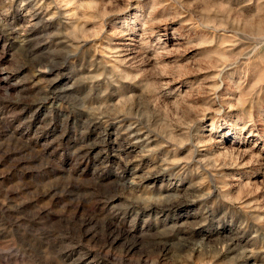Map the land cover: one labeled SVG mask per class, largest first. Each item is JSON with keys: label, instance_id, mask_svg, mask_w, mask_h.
<instances>
[{"label": "rangeland", "instance_id": "374dc122", "mask_svg": "<svg viewBox=\"0 0 264 264\" xmlns=\"http://www.w3.org/2000/svg\"><path fill=\"white\" fill-rule=\"evenodd\" d=\"M0 264H264V0H0Z\"/></svg>", "mask_w": 264, "mask_h": 264}]
</instances>
